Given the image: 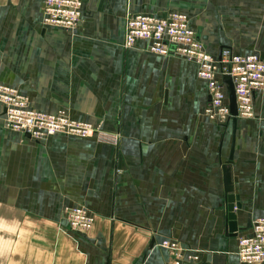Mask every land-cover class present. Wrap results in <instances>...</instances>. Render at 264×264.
Masks as SVG:
<instances>
[{
  "label": "crops",
  "instance_id": "1",
  "mask_svg": "<svg viewBox=\"0 0 264 264\" xmlns=\"http://www.w3.org/2000/svg\"><path fill=\"white\" fill-rule=\"evenodd\" d=\"M43 1L0 0V85L119 140L36 142L0 116V264H173L163 241L180 264H241L237 238L264 218V89L233 136L231 121L204 115L195 64L122 42L127 16L178 13L213 58L227 49L264 62V0H83L72 31L41 24ZM232 144L234 236L222 171ZM73 207L94 217L89 232L68 229Z\"/></svg>",
  "mask_w": 264,
  "mask_h": 264
},
{
  "label": "built area",
  "instance_id": "2",
  "mask_svg": "<svg viewBox=\"0 0 264 264\" xmlns=\"http://www.w3.org/2000/svg\"><path fill=\"white\" fill-rule=\"evenodd\" d=\"M82 9L83 0H44L41 24L72 31L80 22ZM138 41L145 42L146 50L151 54L195 64L197 77L206 84L209 102L204 115L209 120L220 124L231 121L229 83L234 92L236 118H254L253 98L264 89V62L258 56L233 55L225 49L213 58L189 27L187 17L178 13L164 19L127 16L122 47L131 49ZM0 106L4 126L36 142L54 135L94 139L110 146L117 145L119 140L118 134L104 133L62 113L45 114L32 110L25 96L4 85H0ZM65 219L71 232H89L94 223V217L84 207L65 209ZM160 246L175 253L173 264H180L182 251L176 244L163 241ZM236 256L241 264H264V218L254 220L250 233L237 238Z\"/></svg>",
  "mask_w": 264,
  "mask_h": 264
},
{
  "label": "water",
  "instance_id": "3",
  "mask_svg": "<svg viewBox=\"0 0 264 264\" xmlns=\"http://www.w3.org/2000/svg\"><path fill=\"white\" fill-rule=\"evenodd\" d=\"M228 101H229L230 114L232 116V118H231L232 135L234 136L235 122H236L237 118H236V106H235L234 92H233V88H232L231 83H229V87H228ZM232 150H233V144H232V148L230 149L228 160L224 164L226 167L224 166L222 171L224 174V187H225L224 191L226 193V201L228 203L227 217H226L227 230L231 236H234L237 232L234 211L236 209H239V205L235 204V202L237 201V198L235 196H233L232 194H230L232 192V190H231V178L229 175V167L228 166L232 163V157H233Z\"/></svg>",
  "mask_w": 264,
  "mask_h": 264
},
{
  "label": "rangeland",
  "instance_id": "4",
  "mask_svg": "<svg viewBox=\"0 0 264 264\" xmlns=\"http://www.w3.org/2000/svg\"><path fill=\"white\" fill-rule=\"evenodd\" d=\"M5 86V85H4ZM6 87H9V86H6ZM9 88H12V89H15V88H13V87H9ZM16 90V89H15Z\"/></svg>",
  "mask_w": 264,
  "mask_h": 264
}]
</instances>
